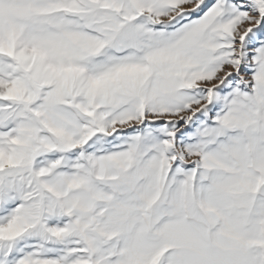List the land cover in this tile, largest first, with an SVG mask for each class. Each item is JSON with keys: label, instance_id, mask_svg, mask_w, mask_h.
<instances>
[{"label": "snow or ice", "instance_id": "6c2138e0", "mask_svg": "<svg viewBox=\"0 0 264 264\" xmlns=\"http://www.w3.org/2000/svg\"><path fill=\"white\" fill-rule=\"evenodd\" d=\"M0 264H264V0H0Z\"/></svg>", "mask_w": 264, "mask_h": 264}]
</instances>
